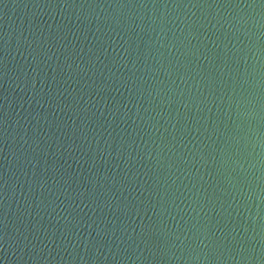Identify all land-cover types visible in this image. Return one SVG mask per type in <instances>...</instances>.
Instances as JSON below:
<instances>
[{
  "label": "water",
  "instance_id": "1",
  "mask_svg": "<svg viewBox=\"0 0 264 264\" xmlns=\"http://www.w3.org/2000/svg\"><path fill=\"white\" fill-rule=\"evenodd\" d=\"M0 264H264V0H0Z\"/></svg>",
  "mask_w": 264,
  "mask_h": 264
}]
</instances>
